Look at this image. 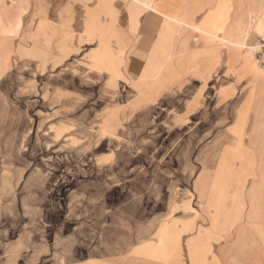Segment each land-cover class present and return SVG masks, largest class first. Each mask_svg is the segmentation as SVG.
<instances>
[{"label":"rangeland","instance_id":"obj_1","mask_svg":"<svg viewBox=\"0 0 264 264\" xmlns=\"http://www.w3.org/2000/svg\"><path fill=\"white\" fill-rule=\"evenodd\" d=\"M74 3L0 1V264L129 254L168 239L172 220L191 219L195 236L212 212L194 185L214 181L227 151L247 156L246 166L230 158L233 170L256 176L226 192L228 230L210 232L208 256L264 264L252 229L264 223V104L236 137V104L181 101L179 88L137 99L114 70L90 67L107 68L102 40L90 57V34L111 7Z\"/></svg>","mask_w":264,"mask_h":264},{"label":"crops","instance_id":"obj_2","mask_svg":"<svg viewBox=\"0 0 264 264\" xmlns=\"http://www.w3.org/2000/svg\"><path fill=\"white\" fill-rule=\"evenodd\" d=\"M101 1L111 7L112 14L94 19L98 29L90 34L95 46L89 55L102 40L107 68L97 69L90 60L92 70L109 76L114 70L119 75L116 78L123 77L143 102L151 94L152 101L158 102L179 88L181 92L186 89L181 101L205 103L212 96L216 103L236 104V120L230 130L236 137L242 134L249 109L263 111L264 65L257 60V49L264 46V0ZM91 2L95 6L88 8L96 9L97 0ZM83 16L87 18V13ZM2 27L1 23L0 33L8 31ZM246 157L225 152L214 181L194 185L212 212L211 224H201L197 235L191 233L195 227L191 219L172 220L171 233L164 242L147 238L129 254L101 255L72 264H221L220 257L208 256L210 232H216L218 240L225 236L228 228L219 217L226 213V192L242 188L248 177L255 175L247 168L236 171L229 166L230 158L246 166ZM254 224L253 231L264 244V223Z\"/></svg>","mask_w":264,"mask_h":264},{"label":"built area","instance_id":"obj_3","mask_svg":"<svg viewBox=\"0 0 264 264\" xmlns=\"http://www.w3.org/2000/svg\"><path fill=\"white\" fill-rule=\"evenodd\" d=\"M259 49H261L260 51H258V62L262 65H264V62L262 61L263 56H264V46H259Z\"/></svg>","mask_w":264,"mask_h":264}]
</instances>
